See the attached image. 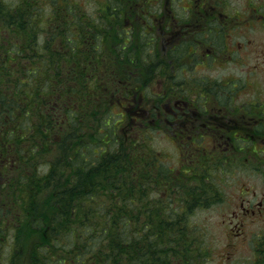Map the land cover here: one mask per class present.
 <instances>
[{"label":"trees","instance_id":"obj_1","mask_svg":"<svg viewBox=\"0 0 264 264\" xmlns=\"http://www.w3.org/2000/svg\"><path fill=\"white\" fill-rule=\"evenodd\" d=\"M19 3L0 0V264H202L208 245L186 218L208 202L209 174H164L149 128L119 139L125 101L167 77L147 33L108 13L86 21L80 2ZM258 237L236 264H264Z\"/></svg>","mask_w":264,"mask_h":264},{"label":"flooded vegetation","instance_id":"obj_2","mask_svg":"<svg viewBox=\"0 0 264 264\" xmlns=\"http://www.w3.org/2000/svg\"><path fill=\"white\" fill-rule=\"evenodd\" d=\"M230 4L227 0H99L98 6L102 15L108 13L121 22V30L147 33L149 46H165L166 55L155 58L166 65V85L179 76L180 67L184 73L186 66L194 65L200 54L209 64L217 60V43L223 50L228 43L235 45L232 52L244 48L245 44L234 39L235 28L241 30L242 26L244 34L256 36L264 32V0H246L241 9ZM258 40L264 42V37L249 36L247 41ZM259 59L264 63L263 55L259 54ZM207 82L193 84L189 77L184 83L177 80L171 88L163 89L165 92L154 94L150 103L149 123L168 129L171 142L188 161L179 160L178 172L188 175L197 169L198 174H206L194 167L195 160L203 157L220 160L224 166L233 162L234 155L236 160L264 164V98L239 97L238 85L225 89L217 86V79L213 81L216 86ZM263 200L239 206L251 215L263 214Z\"/></svg>","mask_w":264,"mask_h":264},{"label":"rangeland","instance_id":"obj_3","mask_svg":"<svg viewBox=\"0 0 264 264\" xmlns=\"http://www.w3.org/2000/svg\"><path fill=\"white\" fill-rule=\"evenodd\" d=\"M19 1L20 0H5L8 7L18 6L20 4ZM46 1L47 0H38V4L39 6L41 5L42 9L46 10L45 12H48L47 9L52 8L50 4H46ZM70 1L80 2L81 5L78 8L76 6V10L82 14L86 21L89 17L93 18L102 15L99 9V6H101L99 5V0ZM227 1L231 3V7L241 9L246 0ZM52 2L53 0L50 1V3ZM70 14H73V12ZM243 29L242 26L241 30L235 28L234 39L239 44H245L244 48L232 52L235 45L228 43L227 48L223 50L222 45L217 43L215 45L217 50L215 53L218 57L217 60L209 64L206 62L205 57L200 54L198 55V61L194 63V65L185 67V74L181 71L182 67H180L179 76L171 80L169 79V81L174 84L176 80L184 83L186 77H189L193 84H203L208 81L205 84L210 85L217 79V81H219L217 86L221 88L229 89L233 87V85H238L240 92L239 97L264 98V63L259 59V54L264 56V42L258 40L249 44L247 41L249 36L264 37V32H260L258 36H256L250 33L244 34ZM1 41L2 31H0V42ZM145 45L147 52L149 51L158 57H163L167 53L165 46L161 43H159L158 47L156 44H151V46L148 44ZM204 48L208 49V46ZM229 57L233 58L231 59ZM256 60L258 62L254 63ZM255 66L258 67L256 68ZM249 68H252V70H249ZM234 77L236 78L235 80L233 79ZM229 79H231L232 82L227 83ZM173 83L165 85V78L159 76L149 85L145 84L144 88H147L143 93L154 95L164 91L163 89L171 88V86L174 85ZM214 85L216 86V84ZM145 103L147 104L146 101ZM125 106L132 110V112L137 111L139 107L137 100L131 102V104H127L125 101ZM114 112H116L115 108ZM125 124L126 123H124V126ZM131 128L133 127L127 125V128L121 131L119 139L127 140V135H133V133L130 132ZM140 128L141 127H137V129L140 130L139 135H142V128ZM148 131L150 133L152 132L150 129ZM167 132H169L168 129H164L162 125L158 127L153 137L148 136L146 139L148 146L158 157L168 158L163 162L158 160L162 165H166H164L166 172H168L170 165L175 166L179 164V160L188 162L186 159H182L179 147L171 142ZM143 140L144 139L141 138V142H143ZM261 157L264 158L263 155H261ZM203 158L205 160L200 162L199 166L204 169L206 174H209L206 176L208 180H210V183H213V186L210 187L211 191L208 195L209 197L206 200L211 202L198 204L196 209L191 212V215L186 218V222L191 225L188 224L190 227L195 226V228H192L195 229L194 233L199 235V240H203L202 245H208L209 256L202 264H236L251 262L254 259V247L261 242L258 236L264 233V213H259L257 216L251 215L250 211H242L239 205L242 202L252 205L255 204L256 201L264 198V164L262 161L251 163L245 159L236 160L235 155L233 162L228 163L226 166L220 164V160ZM202 165H205V167ZM219 167H221V170ZM191 182H195V180L193 179ZM154 194L153 192L152 195ZM158 196H160V194H158ZM17 204L19 203L17 202ZM7 242V249L16 246L11 243L10 238Z\"/></svg>","mask_w":264,"mask_h":264}]
</instances>
